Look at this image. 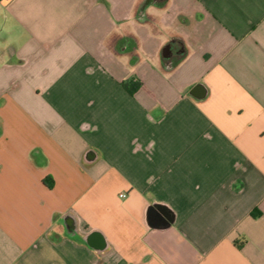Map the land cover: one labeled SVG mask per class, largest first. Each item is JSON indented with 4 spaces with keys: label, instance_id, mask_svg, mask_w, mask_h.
Wrapping results in <instances>:
<instances>
[{
    "label": "crops",
    "instance_id": "obj_1",
    "mask_svg": "<svg viewBox=\"0 0 264 264\" xmlns=\"http://www.w3.org/2000/svg\"><path fill=\"white\" fill-rule=\"evenodd\" d=\"M0 264H264V0H0Z\"/></svg>",
    "mask_w": 264,
    "mask_h": 264
},
{
    "label": "water",
    "instance_id": "obj_2",
    "mask_svg": "<svg viewBox=\"0 0 264 264\" xmlns=\"http://www.w3.org/2000/svg\"><path fill=\"white\" fill-rule=\"evenodd\" d=\"M173 51L170 45L163 50L164 59L168 60L171 58ZM148 219L153 227L167 226L174 221V216L171 214L169 209L161 205H152L149 209Z\"/></svg>",
    "mask_w": 264,
    "mask_h": 264
},
{
    "label": "trees",
    "instance_id": "obj_3",
    "mask_svg": "<svg viewBox=\"0 0 264 264\" xmlns=\"http://www.w3.org/2000/svg\"><path fill=\"white\" fill-rule=\"evenodd\" d=\"M123 87L125 88V90L131 94V95H134L135 92L142 88L143 87V84L140 83L139 81H136L134 79H131V80H128V81H125L122 83ZM47 179H50V178H47ZM52 185V184H51Z\"/></svg>",
    "mask_w": 264,
    "mask_h": 264
},
{
    "label": "built area",
    "instance_id": "obj_4",
    "mask_svg": "<svg viewBox=\"0 0 264 264\" xmlns=\"http://www.w3.org/2000/svg\"><path fill=\"white\" fill-rule=\"evenodd\" d=\"M5 1L10 2V1H12V0H5ZM120 196H121V197H125V194L123 193V194H121Z\"/></svg>",
    "mask_w": 264,
    "mask_h": 264
}]
</instances>
